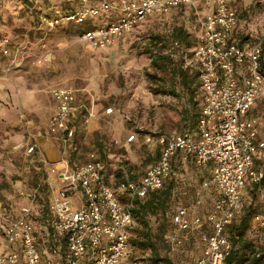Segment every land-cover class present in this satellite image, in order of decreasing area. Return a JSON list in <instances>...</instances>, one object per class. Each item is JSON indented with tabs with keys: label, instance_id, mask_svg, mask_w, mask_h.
Wrapping results in <instances>:
<instances>
[{
	"label": "built area",
	"instance_id": "1",
	"mask_svg": "<svg viewBox=\"0 0 264 264\" xmlns=\"http://www.w3.org/2000/svg\"><path fill=\"white\" fill-rule=\"evenodd\" d=\"M234 1L215 0L213 11L202 17L198 0H94L82 10H55L45 19L51 29L63 22L78 26L91 23L80 33V40L95 49H105L131 34L150 16L190 7L196 21L189 32L196 45L193 60L187 55L184 59L186 67L198 73L203 104L194 130L171 135L142 134L147 144L162 147L160 158L140 179H131L122 168L121 176L115 179L96 151L89 154L87 163L70 166L68 156L77 134L74 116L87 108L79 102L75 90L52 89L57 108L51 117V130L61 142L65 166L51 169L58 175L60 185L49 201L48 222L59 239L66 241V251L62 254L53 249L49 258L40 251L33 220L40 195L36 187L18 218L9 217L5 202L0 201L1 237L19 247L16 251H0V264H124L133 252V209L176 176L173 161L180 152L191 156L198 167L212 164L211 184L218 197L206 215L192 214L194 208L184 205L168 211L176 231L182 235H168V241L182 247L197 232L203 250L193 264L224 263L233 247L228 228L246 209V187L264 177L263 169L257 166L264 157L262 124L251 114L255 104L264 99V33L256 41L241 42ZM103 14H111L112 20L96 25L94 20ZM175 44L181 46L179 42ZM0 49L9 54L8 41L1 36ZM112 111L109 108L106 113ZM137 136L138 132H133L128 141H136ZM29 151L37 153V145ZM114 181L118 182L117 188ZM253 222L264 229V212L256 214Z\"/></svg>",
	"mask_w": 264,
	"mask_h": 264
},
{
	"label": "rangeland",
	"instance_id": "2",
	"mask_svg": "<svg viewBox=\"0 0 264 264\" xmlns=\"http://www.w3.org/2000/svg\"><path fill=\"white\" fill-rule=\"evenodd\" d=\"M31 1L36 3L37 9H42L38 13L39 18L32 13V6L25 0H0V36L8 41L9 49L7 55L0 49V201L7 199L5 195L18 194L23 205L29 202L28 196L32 195L34 184L43 172L41 164L47 166L37 157V153L29 151L32 145H37L38 152L42 142H53L59 145L62 152L61 142L52 132L51 118L46 113L49 106L32 111V87H35V83L49 87L52 84L72 86L93 108L95 105L101 110L114 108L112 116L99 119L98 129H91L87 124L78 132L84 154L100 152L103 147L114 152V136L123 117L131 123L124 137L130 132L157 135L192 128L193 118L201 103L198 80L188 89L180 77L171 81L164 71L152 66L157 50L173 59L177 64L176 69L182 67L187 70L184 55L193 60V48L182 50L168 39L171 26H140L124 42L108 49L94 50L80 40V32L88 24L78 26L70 23L51 29L45 20L55 10H82L94 0H89L87 5L83 0ZM49 2V6L54 7L46 9L42 4ZM240 12L242 20L245 18L242 22L248 21L257 29L253 41L258 40L264 33V0H246ZM158 34V42L161 43L155 48L154 38ZM188 74L192 75L190 71ZM171 82L175 84L174 94ZM51 90L48 87L39 89L40 99L44 97L42 93L49 95ZM257 108L264 136V102L259 103ZM252 115L255 117V114ZM32 119L35 121L32 122ZM143 148H136L135 158L128 156L133 162L137 161L140 170L151 164V158L147 157ZM118 159V155L113 156V165L109 169L115 179ZM198 187L196 184L191 191H186V188L179 186V191L171 199L172 209L179 203L192 204ZM256 204L259 212H264V188ZM150 222L155 228V219H150ZM179 233L175 226L170 225L169 235ZM247 236L257 243L264 242L263 231L252 229ZM202 250L200 234L195 232L182 247L172 244L169 254L175 264H193ZM162 253L165 254L164 251ZM140 254L147 259L137 264H151L148 260L150 250L137 253L138 256ZM133 263L129 259L124 262Z\"/></svg>",
	"mask_w": 264,
	"mask_h": 264
},
{
	"label": "trees",
	"instance_id": "3",
	"mask_svg": "<svg viewBox=\"0 0 264 264\" xmlns=\"http://www.w3.org/2000/svg\"><path fill=\"white\" fill-rule=\"evenodd\" d=\"M47 0L44 1V3ZM25 2L30 3L32 6V13L36 14L39 18L42 9H37L36 3L34 4L31 0H25ZM39 3V2H38ZM42 4L46 9H51L54 6L50 2L48 4ZM44 8V9H45ZM41 11V12H40ZM241 17V14L240 16ZM88 27L83 28L88 29ZM238 29V28H237ZM83 30V31H84ZM81 31V32H83ZM173 39L179 41L185 45H192V40L189 34L183 28H175L172 33ZM241 42L245 40L244 35H242ZM160 39L158 36L154 38L157 42ZM157 44V43H156ZM264 62V56H263ZM176 62L169 56L161 54L157 50V54H154L152 60V66L156 69L162 70L170 77L173 81L177 76L181 78V81L185 87L190 89L195 80L199 79L198 73L193 72L192 75L188 74L189 70H185L182 67L176 69ZM161 79V78H160ZM165 81V80H164ZM200 87V85H198ZM172 93L176 92L175 84L171 82ZM263 100L258 101L251 110V114L257 115L258 104L263 103ZM199 110L193 118V125L191 129H195L199 117ZM264 116V115H263ZM262 118V117H261ZM259 120V118H258ZM260 121V120H259ZM261 122V121H260ZM262 137L264 138L263 134ZM100 157L104 160L108 166L107 153L103 150L100 152ZM90 152L84 154L82 152L81 144L79 142L78 133L76 134L73 146L69 152V164L71 167L75 168L77 166L83 165L89 161ZM85 156V158L80 159L79 157ZM85 160V161H84ZM42 174H40L37 182L34 184V188H40V195L38 196L37 203L34 207L33 220L36 226L37 235L40 244V251L44 257L49 258L52 256V250L58 249L62 254L66 251V241L64 239H59L55 234L53 227L49 224L48 220L51 216L49 210V195H48V171L45 164H41ZM258 168H262L264 172V157L262 160L258 161ZM172 184L162 188L158 191L149 193L147 198L143 201L137 202L135 208L133 209L134 224L130 229V243L133 247V253L131 254L129 261L132 262H143L147 258L143 257L141 254L138 256V252L144 253L146 250H150L151 254L148 260L151 264H175V261L170 256L169 251L172 248V244L168 241L167 236L169 235V227L174 226L171 214L167 212L172 211L171 199ZM264 188V177L258 183H249L246 187L244 200L246 203V209L244 214L236 219L228 228V233L230 240L233 243L232 250L225 257L223 264H264V242L257 243L253 239L248 238L247 233L249 230L263 231L255 226L253 218L259 212L258 201L261 189ZM7 207V215L11 218H18L21 215V208L23 203L21 202L20 195L8 196L4 201ZM154 218L157 222L155 228L152 226L150 219ZM0 241V251L9 252L16 251L19 249L17 244H9L3 237ZM165 252L163 255L162 252Z\"/></svg>",
	"mask_w": 264,
	"mask_h": 264
},
{
	"label": "crops",
	"instance_id": "4",
	"mask_svg": "<svg viewBox=\"0 0 264 264\" xmlns=\"http://www.w3.org/2000/svg\"><path fill=\"white\" fill-rule=\"evenodd\" d=\"M214 1L215 0H198V7H199L198 9H199V12L203 14L202 17L207 16L210 12L213 11ZM245 1L246 0H235L234 1V5L236 9L238 10L239 16L241 14L240 9L244 7ZM111 20H112L111 14H103L102 16L98 17L94 21V23L96 25H103V24H108ZM243 20H245V18ZM243 20L241 17H239V24H238V29H237V33L239 34L238 38L242 39L243 37L242 35H244L245 40L243 42H251L254 40L253 38H255L254 35L257 29L253 28L248 23V21L242 22ZM195 21H196V18H195L193 9H191L188 6H183L181 8L174 9L170 14L153 15V16L148 17L144 22L139 24L135 28V30L140 26H145V28L147 27L157 28L160 25L171 26V32H170V36L168 37V39H171V43L175 44L176 42H179V41H175L173 39V36H172L173 30L177 27L183 28L189 34V37L193 43L192 45L188 46V45H185L179 42L181 44L180 47L182 48V50H185L187 48L194 49L196 42H195L194 36L191 35L189 32V27ZM69 24L70 23L68 22H63L61 25L62 27H64L65 25H69ZM61 25H59L58 27H61ZM88 25H91V23H89ZM88 25L86 26L88 27ZM58 27L55 29H58ZM129 36L130 34L126 35L125 37L119 39L116 44H112L105 49H108L117 44H120L121 42H124L125 40H127ZM156 36L160 37L159 34ZM158 41L155 42L154 44L155 48H157L158 45L161 43ZM82 43L90 47L89 44L84 43V42ZM94 50H104V49H94ZM182 55H184L183 52H182ZM186 69L189 70L191 73L196 72L195 70L188 68V67H186ZM198 83L200 85L199 79H198ZM42 87H48L50 88V90L54 88H69V89H73V88H71L72 86L61 85V84L60 85L52 84L49 87L41 83L39 85L35 83V87H32V111H34V109H38V108L43 109L49 106V109L46 110V113L49 114L51 118L56 112L57 102L55 98L53 97L52 93H49V95L42 93L44 97L40 99L41 94L37 91L41 89ZM77 96H78L79 102L82 104H85L87 108V110L85 108H81L74 116V122L77 126V133L80 132L82 130V127L87 124L90 125L91 129H96V128L98 129V127L100 126L99 119L102 116H112L114 114V108L112 107H107L104 110H101V108L98 105H95V108H93L92 105L90 106V104H88V102L80 94L79 95L77 94ZM199 97H200V102H201L200 107H199V113H200L201 107L203 104V99H202V94H201V85L199 87ZM109 108H112L113 111L112 113L108 114L106 113V110ZM90 113H93L94 115L91 116ZM34 121L35 119H32V122ZM130 126H131V123L128 122L126 117H123V122L116 130V135L114 136V143L116 144L117 151L115 150L114 152H112L111 149L107 147H103L101 148V150L103 149V152L108 154L107 156L108 169H111L110 167H112L113 165L111 164L113 156L114 157L117 155L119 156V159L117 160L118 162L115 163V169H117L115 172L116 177L119 178L121 176L120 169L122 168L125 170V172H127V174L129 175L131 179H140L141 177L144 176L147 169H149L151 166H153L158 161L161 155L162 147L159 145H156L155 143L147 144L144 141L143 136L141 135L140 132H138L136 141L129 142L128 138L133 134V132H130L128 136L125 135V137H124V134L126 133V131L130 130L129 129ZM187 130H194V129L188 128L184 131H187ZM164 135H171V134H164ZM139 145H141L140 147H144L143 150L145 153H147V157L151 158V164L148 165L146 169L144 170L142 169L140 170V166H138L137 161L133 162V160H130V158H128V156L131 158H135L137 156L134 154H135L136 148H140ZM37 157H39L42 161H44L47 164V168H46V170L48 171V179H47L48 192L47 193L49 195V200H50L51 198H53L54 195H56L54 193L55 188L57 189V187L60 185L58 175L56 173H52L51 169L53 167H57L60 169L63 168L65 166L64 157H63V154L58 144H55L53 142H47V141H44L41 143V148L39 147V151L37 152ZM173 166L177 174L176 176H173L172 178L168 179L163 188H166V186L168 187V185L172 184L173 186L171 188V193L173 196H175V192L179 191V186L186 188V191L187 190L191 191L192 190L191 188L195 187V185L197 184L199 187H198V191L194 195L195 201L192 204L179 203V205H184V206H189V207L194 208L192 209L193 210L192 214H204V215L208 214L214 202L216 201L218 197V194L214 186L211 184V177L213 173L212 164L208 163L203 167H198L195 164V161L191 156H188L180 152L174 158ZM113 184L117 188L118 182L114 181ZM5 197L8 198V195H5ZM198 202L200 203L198 204ZM0 241H2L1 235H0Z\"/></svg>",
	"mask_w": 264,
	"mask_h": 264
}]
</instances>
